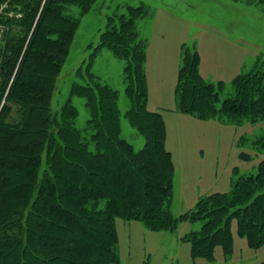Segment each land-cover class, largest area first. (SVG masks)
Segmentation results:
<instances>
[{
  "label": "trees",
  "instance_id": "obj_1",
  "mask_svg": "<svg viewBox=\"0 0 264 264\" xmlns=\"http://www.w3.org/2000/svg\"><path fill=\"white\" fill-rule=\"evenodd\" d=\"M96 1L0 0V264H119L118 218L154 231L201 222L181 238L194 259L214 262L220 249L228 261L235 250L234 223L248 247H263L264 159L254 172L235 167L228 191L201 195L178 216L171 212L175 163L164 116L147 107V41L136 27L148 14L144 4L109 15L94 52L75 70L87 78L85 84L73 81L70 91L86 99L85 127L75 126L79 111L71 97L54 110L80 15ZM73 5L80 7L79 16L71 13ZM101 47L125 61V116L145 139L141 149L121 137L119 92L91 71ZM232 84L233 93L222 99L225 82H207L199 51L183 46L179 111L234 125L263 119L264 61ZM246 141L241 137L238 144ZM252 144L264 151V133ZM239 157L248 162L253 154L241 150Z\"/></svg>",
  "mask_w": 264,
  "mask_h": 264
},
{
  "label": "rangeland",
  "instance_id": "obj_2",
  "mask_svg": "<svg viewBox=\"0 0 264 264\" xmlns=\"http://www.w3.org/2000/svg\"><path fill=\"white\" fill-rule=\"evenodd\" d=\"M145 5L148 14L138 19L136 27L147 41L145 62L149 89L147 107L160 111L167 125V148L175 163L174 190L171 212L178 216L194 208L201 195L228 191L235 167L242 174L254 172L264 151L254 149L252 141L264 133V118L240 125L224 124L218 119H202L179 111L176 85L182 65L183 46L196 47L200 54V73L207 82H225L221 98L234 91L232 81L239 73L248 72L258 60L264 61V5H249L245 0H97L92 8L80 15V7H70L80 15V24L70 47L67 60L59 75L53 96V108L59 109L70 97L79 115L75 126L83 128L89 118L86 99L71 96L73 81L85 84V75L75 70L90 58L100 42L109 15L127 13L128 6ZM108 47H101L93 58L91 71L119 92L121 137L138 150L144 137L125 116L130 101L125 95L123 68ZM247 141L239 145V139ZM241 150L253 154L251 161L239 157ZM120 254L119 264H261L264 246L248 247L236 231L233 256L225 261L220 249L217 260L209 262L191 256V246L181 238L198 230L201 222L183 221L174 231H154L140 221H116Z\"/></svg>",
  "mask_w": 264,
  "mask_h": 264
},
{
  "label": "crops",
  "instance_id": "obj_3",
  "mask_svg": "<svg viewBox=\"0 0 264 264\" xmlns=\"http://www.w3.org/2000/svg\"><path fill=\"white\" fill-rule=\"evenodd\" d=\"M220 81V80H219ZM223 81V80H222ZM167 126V125H166Z\"/></svg>",
  "mask_w": 264,
  "mask_h": 264
}]
</instances>
